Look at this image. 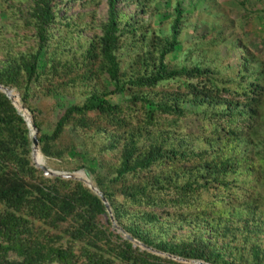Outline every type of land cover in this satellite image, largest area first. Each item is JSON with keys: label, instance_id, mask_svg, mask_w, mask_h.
<instances>
[{"label": "trees", "instance_id": "16d2710c", "mask_svg": "<svg viewBox=\"0 0 264 264\" xmlns=\"http://www.w3.org/2000/svg\"><path fill=\"white\" fill-rule=\"evenodd\" d=\"M259 48L264 0H0V85L38 162L86 170L132 238L34 165L0 91V264H264Z\"/></svg>", "mask_w": 264, "mask_h": 264}, {"label": "water", "instance_id": "95a60500", "mask_svg": "<svg viewBox=\"0 0 264 264\" xmlns=\"http://www.w3.org/2000/svg\"><path fill=\"white\" fill-rule=\"evenodd\" d=\"M9 90H12L10 87H7V86H3V85H0V91L4 92L7 97L12 101L13 105L15 106V108L17 109V111L19 112L17 106L15 105L13 99L11 98V96L9 95ZM26 110V109H25ZM30 114V113H29ZM21 115L24 117V115L21 113ZM24 119L26 120L27 122V125L30 129V135H31V159L34 163V165L41 169L42 172H43V175L46 176V177H54V176H58V177H62V178H72V179H79L81 181H83L89 188H91L93 191H95L101 198V200L103 201V203L105 204V207H106V211L107 213L109 214V217H110V221L112 222L113 224V227L118 229L119 231L123 232L125 237L129 240H132L131 236H129L126 232H124L123 228L119 227L114 219H113V216L111 214V209H110V206L106 200V198L104 197V195L99 192L97 190V188L93 185V182L88 184L86 181V179L82 178L79 176L80 173H83L85 177L88 178L87 174L88 172L86 170H78V171H72V172H68V171H58V170H53L51 168H49L47 165H39L37 163L34 162V158H33V151L35 148H39V143H38V139H37V129H36V126L34 125L33 123V120H32V116L30 114V122L27 121V119L24 117ZM43 155V154H42ZM134 241V240H133ZM141 247H144L143 244H140ZM149 249V248H147ZM175 259H178L176 257H173ZM189 262H193V261H189ZM195 264H207V263H204L202 261H197V262H194Z\"/></svg>", "mask_w": 264, "mask_h": 264}, {"label": "bare ground", "instance_id": "6f19581e", "mask_svg": "<svg viewBox=\"0 0 264 264\" xmlns=\"http://www.w3.org/2000/svg\"><path fill=\"white\" fill-rule=\"evenodd\" d=\"M12 90H9L8 91L9 92V95L11 96V98L13 99L15 105L17 106V108L19 110V107H18V105H17V103H16V101L14 99L13 94H12ZM20 107H21V110H19V112L22 113L24 115V117L27 119V121L30 122V114H29V112L27 110H25L21 105H20ZM39 152H40L39 148H35L34 151H33V158H34V162L35 163H37L39 165H42V163L38 162V160H37V155H38ZM79 176L82 177V178H84V179H86L87 180L86 182L88 184L92 183V180L90 178L85 177L83 173H80Z\"/></svg>", "mask_w": 264, "mask_h": 264}, {"label": "rangeland", "instance_id": "374dc122", "mask_svg": "<svg viewBox=\"0 0 264 264\" xmlns=\"http://www.w3.org/2000/svg\"><path fill=\"white\" fill-rule=\"evenodd\" d=\"M258 42L260 43L261 42V40H259L258 39ZM258 51L260 52V53H264V48H259L258 49ZM16 92V91H15ZM17 93V92H16ZM44 159H45V165H47V159L44 157ZM48 166V165H47ZM49 167V166H48ZM49 168H51V169H53V170H57V169H55V168H52V167H49ZM59 171V170H58ZM88 178H90L91 179V177L90 176H88ZM92 180V179H91ZM155 252V251H154ZM158 253V252H157Z\"/></svg>", "mask_w": 264, "mask_h": 264}]
</instances>
